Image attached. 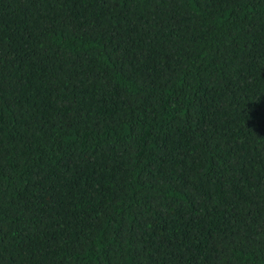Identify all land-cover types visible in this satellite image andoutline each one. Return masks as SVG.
Here are the masks:
<instances>
[{
    "label": "trees",
    "instance_id": "obj_1",
    "mask_svg": "<svg viewBox=\"0 0 264 264\" xmlns=\"http://www.w3.org/2000/svg\"><path fill=\"white\" fill-rule=\"evenodd\" d=\"M0 264H264V0H0Z\"/></svg>",
    "mask_w": 264,
    "mask_h": 264
}]
</instances>
